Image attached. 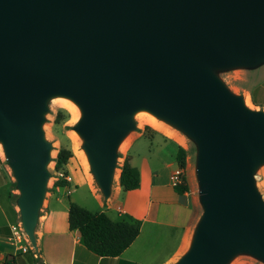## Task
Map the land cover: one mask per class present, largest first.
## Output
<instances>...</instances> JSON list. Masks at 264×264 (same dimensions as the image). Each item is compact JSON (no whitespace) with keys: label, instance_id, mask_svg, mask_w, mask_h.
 <instances>
[{"label":"water","instance_id":"obj_1","mask_svg":"<svg viewBox=\"0 0 264 264\" xmlns=\"http://www.w3.org/2000/svg\"><path fill=\"white\" fill-rule=\"evenodd\" d=\"M263 66L264 0H0V148L34 255L52 177L44 125L63 98L103 202L136 114L192 146L199 214L170 264H264V109L222 78Z\"/></svg>","mask_w":264,"mask_h":264},{"label":"crops","instance_id":"obj_2","mask_svg":"<svg viewBox=\"0 0 264 264\" xmlns=\"http://www.w3.org/2000/svg\"><path fill=\"white\" fill-rule=\"evenodd\" d=\"M178 144L161 132L143 128L133 135L124 154L139 172L138 188L122 192L118 182L111 199L103 202L97 191L87 186L95 206L89 211L104 212L114 222H138L139 234L122 254L113 258L99 257L86 249L77 231L68 229V205L72 201L64 205L56 195L63 189V196H67L69 189L65 186L57 188L51 197L56 196L61 210L49 211L48 201L39 221L38 264L172 263L184 250L199 214L195 190L189 183V190L183 194H177L173 188Z\"/></svg>","mask_w":264,"mask_h":264},{"label":"rangeland","instance_id":"obj_3","mask_svg":"<svg viewBox=\"0 0 264 264\" xmlns=\"http://www.w3.org/2000/svg\"><path fill=\"white\" fill-rule=\"evenodd\" d=\"M222 78L226 85L230 88V90L236 94L243 95L244 98L252 105V108L264 109V66L252 72L238 70L225 73L222 74ZM49 109L50 112L46 116L44 131L47 140L52 142L54 147L52 157L53 159L56 157V154L60 148H67L71 151L72 158L65 166V174L62 171L56 172L54 170V162L51 163L49 170L52 174V177L48 183V192L45 196L41 216H43L44 211L46 210L48 201L49 211L61 210L59 204H57V202L55 201L56 196L55 198L51 197L57 190V188L54 186V183L60 179L67 182V180L64 178L66 176L71 177V182H67L66 185V187H68L69 189V194L67 196H63V189H60V191L56 193V195L62 199V203L66 205L68 200H70L79 205H84V208L88 210H94L95 206L92 202V198L87 186H89L93 191H95L96 189L93 183L87 180L82 163L77 153H75L72 143V135L74 133L71 130V126L73 123H75V121L72 120L71 115L68 112V119L61 122L60 124H54L53 119L57 110L63 108L60 107L59 103L52 101L50 103ZM141 114L142 113H139V115ZM136 121L138 125L137 131H141L146 126L150 127L149 125L143 123L140 125L137 119ZM150 129L153 128L150 127ZM178 145L180 147H183L187 151V163L185 169L186 179L191 188L195 190V183L192 179L193 176L191 175L193 148L187 141H185L183 145ZM126 150L127 148L124 151H120L119 153V172ZM1 155L2 153H0V264H3L4 262L11 263L12 259H14L15 261L14 264H33V257H35V255L33 254V251L31 250V247L29 246L25 235L23 237L21 234H19V239H17L12 231V227H17L20 225L17 208L14 206V195L16 196V191L14 190V182L11 176V172L6 166L4 158ZM256 178L259 191L262 194V198L264 201V169L258 173ZM41 219L42 217L40 218V221ZM233 264L257 263L247 258H239Z\"/></svg>","mask_w":264,"mask_h":264},{"label":"trees","instance_id":"obj_4","mask_svg":"<svg viewBox=\"0 0 264 264\" xmlns=\"http://www.w3.org/2000/svg\"><path fill=\"white\" fill-rule=\"evenodd\" d=\"M68 117L66 110L58 109L53 123L60 124ZM145 129L151 130L148 126ZM71 158L72 153L69 149L60 148L53 159L54 170L56 172L62 171L65 174V166ZM186 159L187 151L178 146L175 161L178 167L184 170V174L180 177V182L173 186L177 194H183L189 190L185 175ZM66 185L67 182L62 179L54 183L56 188H63ZM119 185L122 192L135 190L139 186V172L136 167L129 163L128 157L124 158L120 167ZM67 224L70 231H77L80 234L81 242L88 251L102 258L119 256L134 242L139 234L137 221L114 222L104 212H91L74 202H69L68 205ZM39 260L38 257H33V264L39 263ZM14 262L12 259L11 263L4 262L3 264H14Z\"/></svg>","mask_w":264,"mask_h":264},{"label":"bare ground","instance_id":"obj_5","mask_svg":"<svg viewBox=\"0 0 264 264\" xmlns=\"http://www.w3.org/2000/svg\"><path fill=\"white\" fill-rule=\"evenodd\" d=\"M54 101L59 103L61 108H63L64 110H66L67 112L70 113L71 118H72L73 121H75V122L77 121V119L79 117V111H78L77 107L72 102H70L69 100L63 99V98H57ZM245 101H246V105L252 108V105L249 103V101H247V100H245ZM140 113H142V114L139 115V113H138V114H136V117H135L139 121L140 125L142 123L146 124V125H149L153 129H155L157 131H160L163 134L167 135L168 137L174 139L179 144L183 145L185 143V139L182 136H180L179 134H177L174 130H172L171 128H169L168 126L163 124L162 122L158 121L157 119H155L150 114H148L146 112H140ZM132 138H133L132 135L128 136L122 142V144L120 145L119 150L120 151H124L128 147V145H129V143H130ZM72 140H73L72 143H73V146H74V151H75V153H77V155H78V157H79V159H80V161L82 163V166L84 168L87 180L89 182H92V178H91V176L89 174V171H88L89 169H88V164H87L86 158L84 156V153L80 150V139L74 133L72 135ZM0 153H2L1 152V148H0ZM191 175H192V173H191ZM118 177H119V171L117 170L116 173H115V178H114V180H115V188L117 187Z\"/></svg>","mask_w":264,"mask_h":264},{"label":"built area","instance_id":"obj_6","mask_svg":"<svg viewBox=\"0 0 264 264\" xmlns=\"http://www.w3.org/2000/svg\"><path fill=\"white\" fill-rule=\"evenodd\" d=\"M183 174H184V170L178 167L176 169V171L172 175V182H173L174 185L180 182V177ZM64 178L67 180V182H71V177L70 176H66ZM12 231H13V234L15 235V237L17 239H19V234H21L24 237V233H23L20 225L17 226V227H12Z\"/></svg>","mask_w":264,"mask_h":264}]
</instances>
